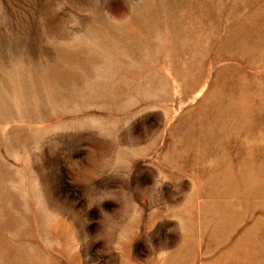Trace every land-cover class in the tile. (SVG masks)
I'll use <instances>...</instances> for the list:
<instances>
[{
	"label": "rangeland",
	"instance_id": "1",
	"mask_svg": "<svg viewBox=\"0 0 264 264\" xmlns=\"http://www.w3.org/2000/svg\"><path fill=\"white\" fill-rule=\"evenodd\" d=\"M0 264H264V0H0Z\"/></svg>",
	"mask_w": 264,
	"mask_h": 264
},
{
	"label": "bare ground",
	"instance_id": "2",
	"mask_svg": "<svg viewBox=\"0 0 264 264\" xmlns=\"http://www.w3.org/2000/svg\"><path fill=\"white\" fill-rule=\"evenodd\" d=\"M237 102V101H236ZM225 104V103H224ZM247 108V107H246ZM228 111V110H227ZM242 111V110H241ZM231 112V111H230ZM232 122V121H231ZM227 158V157H226ZM231 170V169H230ZM251 184V183H250ZM250 192V191H249ZM225 201V200H224ZM225 205V204H224ZM232 213V212H231Z\"/></svg>",
	"mask_w": 264,
	"mask_h": 264
}]
</instances>
